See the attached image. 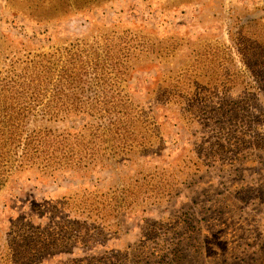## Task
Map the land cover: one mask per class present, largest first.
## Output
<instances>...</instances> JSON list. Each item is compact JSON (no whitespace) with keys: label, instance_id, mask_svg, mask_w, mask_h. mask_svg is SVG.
<instances>
[{"label":"rangeland","instance_id":"obj_1","mask_svg":"<svg viewBox=\"0 0 264 264\" xmlns=\"http://www.w3.org/2000/svg\"><path fill=\"white\" fill-rule=\"evenodd\" d=\"M8 130L0 264H264V0H0Z\"/></svg>","mask_w":264,"mask_h":264},{"label":"trees","instance_id":"obj_2","mask_svg":"<svg viewBox=\"0 0 264 264\" xmlns=\"http://www.w3.org/2000/svg\"><path fill=\"white\" fill-rule=\"evenodd\" d=\"M105 105H107V101L104 102ZM110 105V103H109ZM76 106V105H75ZM7 106H5L6 108ZM119 107V104L117 103L115 106L113 105V108H117ZM118 115V120L117 122L111 123V129L109 131V134L111 133L113 140L116 142H119L121 145H123L122 147H127V141L131 140V138L128 136L130 135V129L131 127V123H128V117L126 115L120 116L121 114L119 113V111L117 112ZM2 120L7 119L8 121H10L9 123H12V119H13V114H8L6 113L5 116H2L1 118ZM19 137L16 131H11L8 130L6 132H4V134H1L0 132V140L3 138V141L5 143H11L13 141L14 138ZM128 139V140H127ZM11 141V142H10ZM39 141V138L36 137L35 139L32 140H27L25 143V148H24V156L25 158H29V160L31 159H35V158H40L42 159V157L37 153L38 152V146L40 145V147L42 148V150L44 151L45 155L47 157H44V160H42L43 162L45 160H49L50 158H54L53 156H51V154L53 152L57 153V151H63L62 153H64L63 157H66V154L69 155V158L72 160L75 156L74 153L77 155H80L81 157H85L88 158L89 156H93V148H90V146L88 145H84V139L81 140H77V142L79 143V146L81 147V149H76L77 144H75L74 146H69V148L66 150V148H60V144L58 142H53L51 141V139L49 138L48 141L46 142H41L38 143L37 145H35V142ZM29 155V156H28ZM96 160L98 157H96ZM90 159H94V158H90ZM80 161L82 159H79ZM22 165V164H21ZM27 247V246H25ZM30 249V248H27ZM32 250H36V248H32ZM32 250L30 249V252L28 255L32 254ZM39 251V250H38ZM24 254V253H23ZM13 264H27L29 262V260L26 262V260L28 259L27 256L25 257L24 255L19 256H13Z\"/></svg>","mask_w":264,"mask_h":264}]
</instances>
